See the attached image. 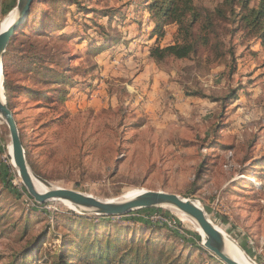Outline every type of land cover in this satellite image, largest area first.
<instances>
[{
	"label": "rangeland",
	"instance_id": "rangeland-1",
	"mask_svg": "<svg viewBox=\"0 0 264 264\" xmlns=\"http://www.w3.org/2000/svg\"><path fill=\"white\" fill-rule=\"evenodd\" d=\"M49 1L38 0L45 16L32 21L46 22L45 33L17 35L7 61L12 109L30 170L56 187L101 200L139 190L196 201L249 262L264 264V163L250 171L264 159V52L258 41L240 33L231 39L234 71L231 64L205 61L209 52L203 49L189 59L156 62L149 49L155 42L160 48L173 45L177 27L164 26L161 37L153 36L156 23L147 15V0H78L87 9L114 12L109 26L108 19L85 13L79 5ZM219 1L194 4L213 9ZM16 2L0 0V23ZM59 73L62 79L53 83ZM57 91L66 92L63 102ZM232 92L238 96L234 102ZM9 145L0 118V150L6 151L0 160L12 167L10 185L21 196L6 195L0 185L5 195L0 216L13 215L11 220L0 217V264H10L45 230L73 240L76 234V251L84 252L90 223H76L81 232L74 234L68 221L102 216L62 201L38 204L28 197L7 153ZM135 212L94 228L104 248L108 237L123 238L114 264L136 236L141 244L151 242L153 252L179 258L178 264H217L195 250L194 234H199L179 213L171 208ZM138 217L160 229L135 231L141 222L133 218ZM58 245L57 238H46L32 264L48 257L46 246L55 251Z\"/></svg>",
	"mask_w": 264,
	"mask_h": 264
},
{
	"label": "trees",
	"instance_id": "trees-1",
	"mask_svg": "<svg viewBox=\"0 0 264 264\" xmlns=\"http://www.w3.org/2000/svg\"><path fill=\"white\" fill-rule=\"evenodd\" d=\"M53 3H64L69 2L74 5H79L81 11L92 14L93 16H99L101 19H108L107 24L110 25L114 12L106 10H94L87 9L84 6H80L78 0H50ZM49 1V2H50ZM147 15L149 18L156 23V27L152 32V35H157L161 37L163 35V27L167 25H175L176 30V41L173 45L160 48L156 44L149 49V57L154 59L156 62H162L167 58H173L177 60L189 59L203 49L208 51V57L205 61L210 62L211 60H219L226 64L233 65L232 71L235 70V52L234 46L231 45V39L234 38L238 33L242 35L243 38H253L258 41L260 48L264 52V0H220L213 9H207L203 7H198L194 4V0H147L145 6ZM140 11L137 10L136 12ZM45 13L40 10L38 0H32L29 14L26 17L25 23L20 25L19 28L11 36L8 46L6 48L5 55L3 57V88L4 95L6 98L7 106L11 110L14 119L15 114L12 109L11 96L14 92V87L10 85L6 79L7 76V61L10 58L11 52H13V41L17 35H25L24 31H37L39 33L43 32L46 22H40L37 24L32 23L35 17L45 16ZM34 19V20H33ZM124 19V18H123ZM95 23V22H94ZM95 26L103 30L104 27L101 24H95ZM103 47L96 48V51L101 50ZM95 49V48H94ZM212 57V59L210 58ZM55 80L53 83H56V79H62V75L59 73L54 77ZM53 78V79H54ZM48 82V81H47ZM59 102H63L65 99L66 92L57 91ZM197 95V94H195ZM201 97L204 95L200 94ZM238 98L236 92L231 93V101L234 102ZM16 121V119H15ZM17 123V122H16ZM217 137V136H216ZM20 140L23 148L25 145L21 139ZM5 149L0 150V155L5 154ZM6 161L9 160V156L6 157ZM264 163V159L261 162H255L250 166V171L255 172L259 164ZM202 166H200L198 174L200 173ZM246 168L241 169V172H245ZM12 172V167L7 163H2L0 160V185L2 191L7 190V194L10 197L19 199L21 196L10 185V173ZM25 194V189H23ZM1 192L0 197L5 195ZM37 208V206L35 205ZM36 208H30V210H35ZM1 209V208H0ZM154 209H142L135 212L139 213H150ZM134 213V212H133ZM132 214V213H131ZM4 214H2L3 217ZM57 215H53L55 222ZM3 219L11 220L13 215L5 214ZM136 220V223L141 222L139 225H136L135 231H145V232H154L160 229L159 226L151 224L147 220H142V218H133ZM111 218L106 217H97V218H84V217H75L72 221H68V225H72L70 230L74 232H81V227H75V224L80 222L88 221L89 227L92 229L90 232V242L85 244L84 252H77V247L79 243L77 241V236L75 234V239L69 238L66 233L57 235L54 232L50 234L49 231L45 230L43 234L36 240L33 246L19 254L18 257L13 259L10 264H32L34 258L32 257L38 248L42 245V242L48 238H57L59 245L52 251L48 246H46L44 252H47V258L40 260L39 264H74L77 260H83L84 264H92L91 262L96 261L97 264H114L112 257L114 255H119V246L123 241V238H109L105 242V246H101V235L94 229L96 226L109 223ZM23 227H26V224H23ZM133 228V227H132ZM47 229H50V226H47ZM127 229L129 227L127 226ZM72 233V232H71ZM55 234V235H54ZM175 234V233H174ZM111 235V234H107ZM176 235V234H175ZM86 241L85 237H83ZM87 238V237H86ZM129 240L128 249L126 252L122 253L119 257L117 264H161L162 261H165L166 264H178V259L175 258L169 260L168 256H165L163 250H158V252H153L154 246L151 242L140 243V239ZM184 239V238H183ZM195 250L203 253L204 255H209L210 260L213 259L217 264H224L221 262L212 252L207 250L201 244V238L197 234H194ZM40 240V241H39ZM77 243V246H76ZM91 243V244H90ZM70 247V248H69ZM48 250V251H47ZM118 253V254H117ZM153 253L157 257L153 259ZM49 254V255H48ZM93 260H88L87 256ZM164 260H161L162 258ZM130 258V259H129ZM36 261L39 258H35ZM18 262V263H17ZM182 264H191L189 261H186Z\"/></svg>",
	"mask_w": 264,
	"mask_h": 264
},
{
	"label": "water",
	"instance_id": "water-1",
	"mask_svg": "<svg viewBox=\"0 0 264 264\" xmlns=\"http://www.w3.org/2000/svg\"><path fill=\"white\" fill-rule=\"evenodd\" d=\"M32 0H17L14 11V19L9 28L0 32V118L7 127L13 166L28 193L38 204L48 201H62L71 205L76 210L88 214L115 218L129 215L142 209H157L174 207L190 219H192L205 236V243L201 244L212 252L224 264H237L225 253V239L219 232L204 210L196 201L164 192H141L128 200H101L83 193L56 187L35 175L29 168L16 121L11 110L7 106L3 88V57L9 40L14 32L29 14ZM32 179L42 185L46 191L40 193L36 190ZM240 249V248H239Z\"/></svg>",
	"mask_w": 264,
	"mask_h": 264
},
{
	"label": "bare ground",
	"instance_id": "bare-ground-1",
	"mask_svg": "<svg viewBox=\"0 0 264 264\" xmlns=\"http://www.w3.org/2000/svg\"><path fill=\"white\" fill-rule=\"evenodd\" d=\"M14 19V11L10 12L4 19L3 21L0 23V32H4L6 31L9 26L11 25L12 21ZM25 20L21 23V25H23L25 23ZM7 153L10 156L11 162H12V156H11V147L10 145L8 146L7 149ZM13 164V162H12ZM32 182L36 188L37 191H39L40 193H43L46 191V189L40 185L36 180L32 179ZM142 191L139 190H130L127 191L125 193H123V195L118 198L117 200H128L133 198L134 196L140 194ZM66 203V202H65ZM68 204V203H67ZM71 206V205H70ZM171 208V210H174L175 212L179 213L178 215L185 221L190 223L196 230V232L199 234L202 243H205V236L203 234V232L200 230V228L197 226V224L190 219L188 216H186L185 214H183L182 212H180L179 210H177L174 207H167ZM74 210V209H73ZM219 232L222 234V236L225 239V253L233 260L235 261L237 264H253L251 262H249L246 257L244 256V254L241 252V250L236 247L232 241H230V239L224 234V232H222L219 228H218Z\"/></svg>",
	"mask_w": 264,
	"mask_h": 264
}]
</instances>
